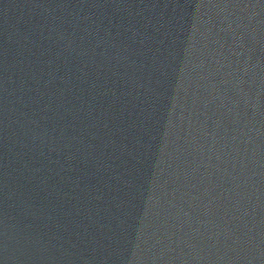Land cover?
Listing matches in <instances>:
<instances>
[{
    "label": "water",
    "instance_id": "95a60500",
    "mask_svg": "<svg viewBox=\"0 0 264 264\" xmlns=\"http://www.w3.org/2000/svg\"><path fill=\"white\" fill-rule=\"evenodd\" d=\"M0 264H264V0H0Z\"/></svg>",
    "mask_w": 264,
    "mask_h": 264
}]
</instances>
